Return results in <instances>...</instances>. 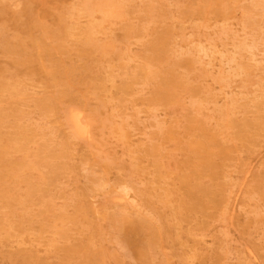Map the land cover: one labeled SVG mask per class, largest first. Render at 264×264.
<instances>
[{
    "label": "rangeland",
    "instance_id": "obj_1",
    "mask_svg": "<svg viewBox=\"0 0 264 264\" xmlns=\"http://www.w3.org/2000/svg\"><path fill=\"white\" fill-rule=\"evenodd\" d=\"M0 264H264V0H0Z\"/></svg>",
    "mask_w": 264,
    "mask_h": 264
},
{
    "label": "bare ground",
    "instance_id": "obj_2",
    "mask_svg": "<svg viewBox=\"0 0 264 264\" xmlns=\"http://www.w3.org/2000/svg\"><path fill=\"white\" fill-rule=\"evenodd\" d=\"M108 5V4H107ZM202 27V26H201ZM247 49V48H246ZM254 54V53H253ZM261 59V58H260ZM256 60V59H255ZM240 76V75H239ZM222 82V81H221ZM226 82V81H225ZM218 84V83H217ZM228 84V83H227ZM97 105V104H96ZM83 112V111H82ZM66 113V112H65ZM85 113V112H84ZM83 113V114H84ZM65 117H66V114H65ZM68 118V117H67ZM66 118V119H67ZM81 118V117H80ZM80 118H79V116L78 115H76L74 118H73V121H74V124H75V127L77 128V130H78V132H81V133H85L86 132V129H85V127L84 126H82L81 124H79L80 122L79 121H81L80 120ZM86 118V116L84 117V119ZM81 119H83V116H82V118ZM88 119V118H87ZM69 119H67V120H65L66 122L68 121ZM89 120V119H88ZM103 120V119H102ZM111 121V120H110ZM70 122V121H69ZM83 122V121H82ZM86 123H88V121L86 122ZM89 123H91L90 121H89ZM88 123V124H89ZM93 123V122H92ZM111 123V122H110ZM70 124V126L69 127H71V123H69ZM104 124V123H103ZM67 125V124H66ZM105 125V124H104ZM103 126V125H102ZM90 127V126H89ZM105 127V126H104ZM115 128H117V127H115ZM71 131H72V129H71ZM102 132V131H101ZM103 133V132H102ZM111 133V132H110ZM116 133V132H115ZM77 134V133H76ZM105 134V133H104ZM122 134V133H121ZM120 134V135H121ZM77 136V135H76ZM89 136H91V134L89 135ZM88 136V137H89ZM103 136V135H102ZM80 138V137H79ZM86 138V137H85ZM102 139V138H101ZM90 140V139H89ZM98 143V142H97ZM115 148V147H114ZM103 152V151H102ZM253 162V161H252ZM250 166V165H249ZM170 168V167H169ZM241 185V184H240ZM239 185V186H240ZM232 208V207H231ZM230 221V220H229ZM229 224V223H228ZM246 246V245H245ZM252 254V253H251ZM253 256V255H252ZM189 261V260H188Z\"/></svg>",
    "mask_w": 264,
    "mask_h": 264
}]
</instances>
